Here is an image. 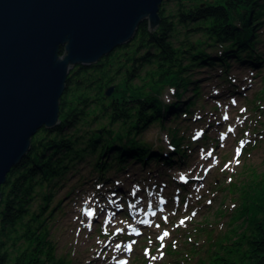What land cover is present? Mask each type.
I'll return each mask as SVG.
<instances>
[{"label": "rangeland", "instance_id": "rangeland-1", "mask_svg": "<svg viewBox=\"0 0 264 264\" xmlns=\"http://www.w3.org/2000/svg\"><path fill=\"white\" fill-rule=\"evenodd\" d=\"M174 7V3L168 6ZM258 31L256 51L262 55L258 67L231 61L229 68L216 65L197 70L192 78L200 96L190 87L181 99L182 104L194 106L185 110L182 105L179 115L165 118L164 127L153 125L139 137L153 150L169 154L173 163L128 160L122 167L116 163L102 179L94 170V157L75 163L48 208L56 207L54 212L45 213L57 260L65 264H199L209 262L216 242L246 231L245 217L238 212L251 193L242 188L264 183V100L259 97L264 88V24ZM119 77L106 88V98L114 93L107 96V91L112 87L115 91L123 79ZM163 99L167 104L175 102L176 89L167 88ZM93 122L92 127L101 132L100 126L108 121L101 117ZM85 131L82 128L75 136ZM170 131L183 140L185 155L175 159ZM39 192L37 188L38 202L32 204V211L39 207ZM152 212H157L155 217ZM165 231L169 235L159 240Z\"/></svg>", "mask_w": 264, "mask_h": 264}, {"label": "trees", "instance_id": "trees-1", "mask_svg": "<svg viewBox=\"0 0 264 264\" xmlns=\"http://www.w3.org/2000/svg\"><path fill=\"white\" fill-rule=\"evenodd\" d=\"M170 3L174 9L168 8ZM160 15L161 25L154 32L145 22L129 45L96 65L75 68L69 76L61 100V124L42 129L33 138L31 152L1 188L0 264H65L56 259L45 213L54 212L56 207L48 208L75 163L94 157V170L101 177L128 160L172 163L161 149L153 150L139 137L153 125L164 127L165 118L179 115L182 105L185 110L194 106L181 101L190 87L197 97L201 94L192 75L216 65L229 68L231 61L251 67L262 61L256 48L264 24V0H168ZM119 75L123 79L106 98V88ZM167 88L176 89L171 104L163 99ZM260 95L264 100V88ZM101 117L108 122L97 132L92 124ZM82 128L85 134L75 136ZM170 133L175 153L185 155L183 140L177 132ZM37 188L41 199L32 211L38 202ZM242 189L251 193L238 212L245 217L246 231L216 242L211 260L199 264H264V183Z\"/></svg>", "mask_w": 264, "mask_h": 264}, {"label": "water", "instance_id": "water-1", "mask_svg": "<svg viewBox=\"0 0 264 264\" xmlns=\"http://www.w3.org/2000/svg\"><path fill=\"white\" fill-rule=\"evenodd\" d=\"M165 1L0 0V205L33 138L61 124L73 70L129 45L145 22L154 32Z\"/></svg>", "mask_w": 264, "mask_h": 264}, {"label": "snow or ice", "instance_id": "snow-or-ice-1", "mask_svg": "<svg viewBox=\"0 0 264 264\" xmlns=\"http://www.w3.org/2000/svg\"><path fill=\"white\" fill-rule=\"evenodd\" d=\"M233 103H235V101H233ZM223 119L227 120V119H228V116L225 115V116L223 117ZM228 131L230 132V131H232V129L229 128ZM223 138H224L223 135H221V139H223ZM236 154H237V156H239V154H240V153H239V149L237 150V153H236ZM208 155L211 156L212 153L209 152ZM238 162H239V161H237V163H238ZM226 167H227V165H226ZM181 179H183V177H181ZM150 207H151V205H150ZM87 215H88V216H91V215H92V212H88ZM153 215H155V213H153ZM192 215H196V213H193ZM143 223L147 224L148 221L145 220V221H143ZM180 223H181V224H184L185 221H184V220H181ZM157 227H159V225H157ZM168 235H169V233H168L167 231H165V232L163 233V235H161V236L158 237V239L161 240V241H163L164 238L167 237ZM161 246H163V245H161ZM117 248H119V245H117ZM128 250L131 251V245L128 246ZM146 255H147V251H146ZM152 259H155V257H152ZM122 264H126V262H122Z\"/></svg>", "mask_w": 264, "mask_h": 264}, {"label": "bare ground", "instance_id": "bare-ground-1", "mask_svg": "<svg viewBox=\"0 0 264 264\" xmlns=\"http://www.w3.org/2000/svg\"><path fill=\"white\" fill-rule=\"evenodd\" d=\"M39 133V132H38ZM153 213H157V212H152L151 214L153 215ZM131 234H134V233H131Z\"/></svg>", "mask_w": 264, "mask_h": 264}]
</instances>
